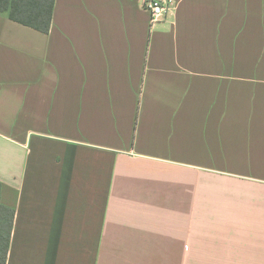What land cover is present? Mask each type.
<instances>
[{
  "label": "crops",
  "instance_id": "0c3cea01",
  "mask_svg": "<svg viewBox=\"0 0 264 264\" xmlns=\"http://www.w3.org/2000/svg\"><path fill=\"white\" fill-rule=\"evenodd\" d=\"M0 11L7 264H264V0Z\"/></svg>",
  "mask_w": 264,
  "mask_h": 264
},
{
  "label": "trees",
  "instance_id": "16d2710c",
  "mask_svg": "<svg viewBox=\"0 0 264 264\" xmlns=\"http://www.w3.org/2000/svg\"><path fill=\"white\" fill-rule=\"evenodd\" d=\"M56 0H0V11L8 12L10 19L42 32H49ZM1 196V183H0ZM4 229L0 225V264H7L12 214Z\"/></svg>",
  "mask_w": 264,
  "mask_h": 264
},
{
  "label": "built area",
  "instance_id": "2783aa9c",
  "mask_svg": "<svg viewBox=\"0 0 264 264\" xmlns=\"http://www.w3.org/2000/svg\"><path fill=\"white\" fill-rule=\"evenodd\" d=\"M143 6L150 11L152 24L161 22L168 11L175 9V0H142Z\"/></svg>",
  "mask_w": 264,
  "mask_h": 264
}]
</instances>
